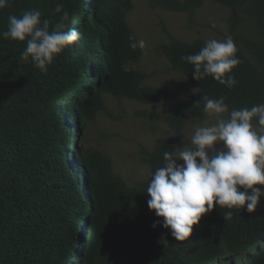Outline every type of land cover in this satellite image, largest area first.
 Segmentation results:
<instances>
[{"label":"trees","instance_id":"1","mask_svg":"<svg viewBox=\"0 0 264 264\" xmlns=\"http://www.w3.org/2000/svg\"><path fill=\"white\" fill-rule=\"evenodd\" d=\"M211 1L228 10L226 34L240 59L231 72L237 84L229 89L212 76L195 80L193 65L181 57L198 53L206 40L186 42L164 27L168 39L155 49L186 79L184 97L164 84L147 85L146 74L134 67L142 50L129 46L130 34L136 37L127 21L133 0H8L0 9L3 32L9 15L30 9L54 24L62 15L55 7L62 4L68 28L81 33L47 73L20 59L26 41L0 36V264H213L254 250L247 264H264V245L247 251L264 236V204L252 213L214 207L183 241L162 224L152 227L163 218L147 204L150 173L181 141L188 121L204 116L202 95L224 97L230 110L264 103V0ZM203 2L148 0V5L187 14L193 23ZM244 19L258 26L256 32L243 31ZM125 63L131 71L122 69ZM107 96L172 104L162 116L171 135L158 138L151 149L140 147L149 171L132 185L114 171L109 155L81 139L99 114L119 117L106 105ZM228 211L231 217L224 218Z\"/></svg>","mask_w":264,"mask_h":264},{"label":"clouds","instance_id":"2","mask_svg":"<svg viewBox=\"0 0 264 264\" xmlns=\"http://www.w3.org/2000/svg\"><path fill=\"white\" fill-rule=\"evenodd\" d=\"M7 4L8 0H0V9ZM54 11L62 13L54 24L41 20L38 9L9 15L6 30L0 32L5 39L26 41L20 59L30 60L44 73L65 48L81 38L76 28H68L69 15L63 5L57 4ZM215 26L213 22L211 27ZM129 41L133 50L146 47V41L137 40L134 35L130 34ZM237 51L233 37L226 34L223 39L206 40L198 53L181 59L193 65L195 80L212 76L231 89L237 84L231 75L240 63ZM122 69L131 71L129 63L123 64ZM201 99L204 112L215 117V122L197 126L184 147L165 151L163 165L150 173L146 190L149 209L163 218L152 227L162 224L179 241L189 238L193 226L214 207L252 213L264 197V188L256 187L264 186V103L230 110L224 97L202 95ZM231 215L228 211L224 218ZM85 232L86 239L89 233L87 229Z\"/></svg>","mask_w":264,"mask_h":264},{"label":"rangeland","instance_id":"3","mask_svg":"<svg viewBox=\"0 0 264 264\" xmlns=\"http://www.w3.org/2000/svg\"><path fill=\"white\" fill-rule=\"evenodd\" d=\"M228 10L211 0H204L203 5L193 14L194 22H190L187 14L173 13L161 9H151L148 0H133V8L127 14V21L132 27L138 40L146 41L142 56L135 68L146 74L147 85H166L178 97H184L187 90V81L179 71L170 69L168 62L156 51V47L167 41L168 36L163 28L177 39L191 42L196 38L223 39L227 33ZM215 23V28L211 27ZM240 26L250 34L256 32L258 26H252L245 19ZM109 110L119 116L113 119L109 116L98 115L97 119L89 122L85 132L81 135L84 145L90 149L100 150L110 156L114 171L119 174L128 185L143 180L148 174V167L141 160L140 147L151 149L155 141L161 137L171 135V130L162 121V116L172 105L165 102L154 105H142L128 99L116 100L106 97ZM145 112L141 115L140 112ZM227 116V114H225ZM215 117L207 113L202 118L192 117L183 130L181 141L176 147H184L187 138L197 126L212 124ZM220 147V145H217ZM264 188V186L256 185ZM260 205L264 204L261 197ZM258 244L264 245V236L254 242L247 250H254ZM243 253L237 258L225 262L224 259L213 264H247L254 254Z\"/></svg>","mask_w":264,"mask_h":264}]
</instances>
